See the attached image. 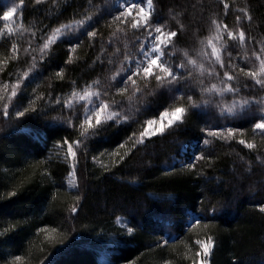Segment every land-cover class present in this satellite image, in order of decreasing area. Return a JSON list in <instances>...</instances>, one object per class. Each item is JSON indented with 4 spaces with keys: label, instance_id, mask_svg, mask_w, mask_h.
<instances>
[{
    "label": "trees",
    "instance_id": "trees-1",
    "mask_svg": "<svg viewBox=\"0 0 264 264\" xmlns=\"http://www.w3.org/2000/svg\"><path fill=\"white\" fill-rule=\"evenodd\" d=\"M154 2L168 27L177 30V22L185 26L172 45L177 63L185 59V51L194 54L199 39L209 34V17L222 11L220 0ZM229 3L251 9L254 23L245 22L246 32L257 41L264 40V0ZM103 6L104 0H43L40 4L23 0V6L21 0H0V33L4 34L0 36V82L13 83L31 68L13 103L27 107L35 102V111L24 117L0 114V264H11L16 256L23 258L19 264H191L187 256L199 251L196 241L209 235L215 240L210 264H264V213L260 212L264 207V147L259 136H255L257 151L240 145L238 138L206 137L202 127L225 123L213 104L186 113L183 124L136 144L146 121L168 108L170 98L153 79L147 84L138 81L144 95L137 94L131 102L138 110L128 111L132 90L118 94L109 79L121 60L107 41L115 28L111 16L95 11ZM11 8L16 12L5 21L4 14ZM86 12L94 14L89 30L93 26L99 30L95 40L81 30L58 40L44 59L38 50L32 51L43 43L41 30L46 33L60 23L83 19ZM225 22L237 27L231 15ZM6 23L14 29L22 23L37 36L33 40L28 32L8 34ZM30 40L32 47L26 54ZM77 41L81 46L72 53L70 43ZM12 43L20 46L18 60L8 59ZM227 50L234 57L240 55L234 41L227 40ZM61 70L63 79L57 75ZM95 80L101 86L92 90H107L121 119L92 130L77 149V191L69 187L71 165L61 145L65 139L83 140L79 124L86 101L71 100V94L91 87ZM255 95L264 98V93ZM193 98L200 102L208 97ZM125 112L127 121L123 120ZM227 123L248 129L247 137L253 139L248 120ZM203 138L211 143L204 145ZM120 144L125 147L117 155ZM184 146H193L194 154L203 151L207 158L193 160L194 154L183 153ZM187 163L196 164V169L183 167ZM12 191L17 195L10 196ZM76 195L82 197L78 202ZM72 204L78 212L70 211ZM191 215L201 225L193 226ZM128 227L134 232L128 233ZM60 239L62 243L55 242Z\"/></svg>",
    "mask_w": 264,
    "mask_h": 264
},
{
    "label": "snow or ice",
    "instance_id": "snow-or-ice-1",
    "mask_svg": "<svg viewBox=\"0 0 264 264\" xmlns=\"http://www.w3.org/2000/svg\"><path fill=\"white\" fill-rule=\"evenodd\" d=\"M35 2L40 4L43 0H35ZM220 4L222 5V11L208 19L209 34L199 39V47L193 55H189L185 51V59L178 63L170 62L165 53L169 45L175 46L174 38L178 36L179 31H182L185 26L177 22V30L168 27L166 22L158 15L154 0H104L103 8L96 7L95 11L98 13L106 11L111 16L112 23L130 25L132 29L145 32L151 37L147 47L144 43H141L135 55L124 52L120 67L109 77L110 81L115 82L113 87H115L118 94H125L131 88L133 94L127 98L129 102L128 111H137L136 105L131 102L137 94L140 96L144 95L138 81H143L147 84L150 78L158 82V87L166 88L170 99L174 103L173 107L160 112L157 119H148L146 121V126L143 127L139 137L134 141L136 144H141L158 132H163L166 127L177 123L183 124L186 113L201 109L202 106L214 104L219 110V118L225 123L223 125H205L202 127L200 131L206 134V137L225 141L237 140L239 137L238 143L240 145H244L249 150L257 151L260 146L256 143L255 136L258 135L261 145H264V98L258 99L255 95L256 92L264 93V40L257 41L254 35L250 37L246 32L245 22L248 25L254 23L253 14L248 6L230 4L229 0H220ZM21 5L23 6V0H21ZM116 5H119V7H116ZM233 8L234 12L232 11ZM14 12H16V8H11L5 12L4 20L10 21ZM230 15L233 16L237 27H230L229 23L225 22V18ZM93 19L94 14L86 12L83 19L60 23L46 33L41 30L40 38L43 43L38 44L37 48L32 49V51L38 50L41 59H44L49 54L52 45L58 40L69 34H77L81 30L88 38L95 40L99 30L95 29L94 26L92 30H89V22ZM5 28L8 34H12L14 31L28 32L33 40L37 36L35 30L29 32L22 23L19 29H14L11 23H6ZM118 30L123 31L124 29L120 28ZM2 35L4 34L0 33V36ZM227 40L234 41L236 46L240 48L239 56L234 57L232 51L227 50ZM81 43V41L70 43V51L75 53ZM28 44L29 47L24 49L26 54L32 47V41L30 40ZM257 44L259 45L258 47ZM126 47L127 45H125ZM20 51V46L17 43H12L8 59L18 60ZM116 51L119 52V48ZM35 60L36 58L33 56V67L35 66ZM72 62L73 58L69 57L68 63ZM101 62L103 63V61ZM112 63L113 60L109 59L108 64L111 65ZM2 71L3 67L0 66V72ZM31 71L32 69L29 68L28 71L19 74L13 83L0 82V114L5 118L10 115L20 118L24 117L26 113L35 111V102H29L27 107H17L13 103V98L17 97L21 84L29 78ZM57 75L63 79V70ZM100 86V80H95L91 87L86 86L83 91H73L71 94L73 100L79 98L91 105L85 110L83 121L79 124V136L83 140L77 138L69 142L65 139L61 145L64 148V157L69 160L71 165L68 184L77 189V191L79 190V185L76 181L77 149L83 146L84 141L88 139L92 130L98 126L107 125L109 121L121 119V112L116 110L117 106L115 104L110 105L107 99V90L104 92L92 90V88L99 89ZM244 90L248 92L247 95H244ZM193 95L207 96L208 98L198 102L193 98ZM36 99L40 100L41 97L37 95ZM67 103L69 108H71L72 101L69 100ZM119 107H123V105H119ZM10 109L12 110L11 112ZM128 119V112H125L123 120L127 121ZM239 119L249 121L253 133L251 141L243 138L248 129L240 126H229L227 123L229 120ZM135 135L133 133L129 139L131 140ZM202 142L204 145H208L211 140L203 138ZM124 147V144H120L115 154L119 155V150ZM206 158L203 151H198L192 157L193 160L197 161L205 160ZM93 159H96V157H93ZM183 167L195 170L196 164L187 163ZM9 195L14 197L17 192L12 191ZM74 199L78 202L82 197L76 195ZM211 210L215 213L216 207L212 206ZM70 211L76 213L79 210L75 204H72ZM260 212L264 213V207L260 208ZM192 223L193 226H198L201 225L202 221L195 219ZM41 231L45 230L42 229ZM47 231L55 232L56 229ZM127 232L132 233L134 229L128 227ZM55 242L62 243L63 239ZM163 243L166 245L169 241L163 240ZM196 244L199 245V251L187 256L191 264H210L215 247L213 237L209 235L205 240H197ZM22 261V257L16 256L11 261V264H19ZM41 264H43L42 261ZM167 264H171V262L168 261Z\"/></svg>",
    "mask_w": 264,
    "mask_h": 264
},
{
    "label": "rangeland",
    "instance_id": "rangeland-1",
    "mask_svg": "<svg viewBox=\"0 0 264 264\" xmlns=\"http://www.w3.org/2000/svg\"><path fill=\"white\" fill-rule=\"evenodd\" d=\"M116 7H119V5H116ZM115 25V28L112 30V33L109 37V39L107 40L108 42L111 41V43H109V45H112V47H114V49L116 50L117 48H119V52L116 51V56L117 57H120L119 59L122 61L123 60V53L124 52H128L132 55H135L138 48H139V45L141 43H144L145 46L147 47L149 41L151 40V37L147 35V33L145 32H142V31H136L134 29L131 28L130 25H116V24H112V26ZM120 28H123L124 30L123 31H120L118 29ZM115 33V35H114ZM125 45H127V47L125 48ZM174 52L172 50V45H169L167 50H166V57L170 60V62H174V63H177L173 60L174 58ZM121 65V63L119 64V66ZM125 67H127V65H125ZM154 85H158V82L155 81L154 79L152 80ZM159 89H164L167 93V95L169 96V93L167 92L166 88H163V87H159ZM131 90V88L129 89V91ZM103 92V91H101ZM179 95V94H178ZM170 98V97H169ZM108 99V98H107ZM71 100H73L71 98ZM79 100V98H77V101ZM110 103V102H109ZM111 105V104H110ZM117 105V104H116ZM174 106V103L173 101L170 99V103H169V106L168 108L170 107H173ZM91 107V105H89L87 102L85 104V110L87 108ZM166 108V109H168ZM164 111V110H163ZM158 116L156 118H151V119H157ZM230 126V125H229ZM168 127H166L164 130H166ZM158 133H161V132H158ZM244 139L246 140H249V138L247 137V133H245V136L243 137ZM260 138V137H259ZM239 139V137H238ZM259 143H261V140L259 139L258 141ZM264 147V145H262ZM192 153L194 154V147H190V149L187 147V146H184L183 147V153ZM69 187L71 189H74L73 187H71L69 185ZM197 217L195 215H191V218L190 220H193V219H196Z\"/></svg>",
    "mask_w": 264,
    "mask_h": 264
}]
</instances>
